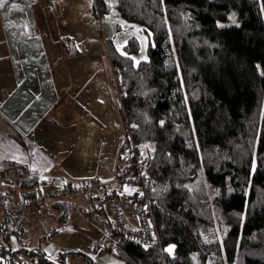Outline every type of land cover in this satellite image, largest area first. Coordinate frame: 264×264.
Masks as SVG:
<instances>
[{
  "label": "trees",
  "instance_id": "trees-1",
  "mask_svg": "<svg viewBox=\"0 0 264 264\" xmlns=\"http://www.w3.org/2000/svg\"><path fill=\"white\" fill-rule=\"evenodd\" d=\"M112 8L151 36L147 60L132 59L139 43L131 37L129 55L111 50V61L126 123L121 164L132 136L148 160L144 176L127 182L144 183L162 249L145 248L112 222L111 193L70 194L46 203L53 222L34 246L25 240L28 215L3 211L0 264H68L66 254L83 251L52 257L46 241L69 228L92 232L93 250L107 248L129 264H212L215 255L223 264H264V0H94L100 14ZM73 37H61L62 56L76 50ZM13 163L0 164V179ZM49 179L31 172L19 187L36 199L57 183ZM120 190L127 202L144 199L140 189Z\"/></svg>",
  "mask_w": 264,
  "mask_h": 264
},
{
  "label": "rangeland",
  "instance_id": "rangeland-1",
  "mask_svg": "<svg viewBox=\"0 0 264 264\" xmlns=\"http://www.w3.org/2000/svg\"><path fill=\"white\" fill-rule=\"evenodd\" d=\"M2 7L6 12L0 13V25H3L0 27V56L7 54L9 60L7 59L8 65L0 64V79L6 72H15L17 66L14 58L21 55L27 58L28 52L35 50L25 43L22 47L20 44L12 49L7 41L3 42L6 40L4 22L8 25L13 22L26 29L28 38L42 37L41 40L46 46L38 50L40 56H48L51 63L56 60V63L51 64L52 75L58 71V75L64 80L68 74L69 79H74V84L81 90L79 96H73L81 108L82 116L79 120H73L72 116L62 117L60 112L65 105L56 111L54 108V111L51 110L47 114L41 105L44 103L51 106L52 96L49 95V88H45L49 79L45 75H39L41 110L38 114L41 122L39 130L33 134L34 138L44 148L59 150L54 158L59 176H88L95 173L113 179L121 164L119 150L126 123L114 77L111 50L125 52L130 38L135 37L139 46L132 54L140 61L142 57H148V46L151 42L149 32L140 23L127 19L117 8L100 14L94 9V0H4L0 9ZM37 28L41 33H36ZM68 33L76 39L71 44L73 48H77L73 54L68 51L67 55L62 56L61 37ZM59 56L60 58H57ZM12 60L14 61L11 63ZM19 66L23 75L28 70H34L33 65L28 63H19ZM56 80L55 77L50 83ZM71 88L66 86L65 94ZM68 118L72 119L68 121ZM46 122L49 125L48 132L43 134L42 124ZM0 182L1 190L3 183ZM52 219L45 212L44 217L39 220H28L27 226L31 234L25 238L26 243L34 246L44 234L47 237ZM80 224L84 225L85 222L81 221ZM91 233H80L76 228L58 232L46 241L49 254L57 258L61 252L80 250L83 253H68L64 256L68 264H88L89 257L93 260L92 264H129L107 248L93 250L89 244ZM208 233L209 238L215 237L213 228L210 227ZM14 244L20 247L17 239H14ZM212 264H223V261L219 255H215Z\"/></svg>",
  "mask_w": 264,
  "mask_h": 264
},
{
  "label": "crops",
  "instance_id": "crops-1",
  "mask_svg": "<svg viewBox=\"0 0 264 264\" xmlns=\"http://www.w3.org/2000/svg\"><path fill=\"white\" fill-rule=\"evenodd\" d=\"M4 12H6V9L4 10L2 7L0 13L5 14ZM1 26L3 27V25ZM4 26L6 27V40L3 42L7 41L10 48H17L20 44H22V47L25 43V45H30V48L34 47L35 50L28 52L27 58L23 57L24 55L18 56V59L14 58L16 61L15 65L17 66L15 72H6L0 79V164L14 162L13 164L19 165L20 167L24 165L27 168H23L24 170L30 173L37 172L44 178H50L49 180L51 182H59L62 180L70 182L83 178L108 179L102 177L101 174L95 173L89 174L88 176H80L78 174H62L59 176L60 172L55 169L56 162L54 161L59 150L44 148L33 136L39 130L38 126L41 122V117H39L38 113L41 110V106H44L43 110L48 114L51 110L54 111V108H56V111L59 107L65 105L66 107L60 112L62 117L72 116L73 120H79L82 116L80 113L81 108L75 102L73 96H79L81 90L74 84V79H69L68 74L66 75L67 78L64 79L65 81L58 75V71H56L55 75H52L53 70H51V64L56 63V60L51 63L48 56H40L38 50L46 46L41 40L42 37L32 36L31 39L28 38L27 32L25 34L26 29L21 24L18 25L12 22L8 25L4 22ZM38 32L41 33L40 29L37 28L36 33ZM6 55L4 57L0 56V64L4 63L8 65V57ZM57 58H60V56ZM19 63L31 64L34 70L32 72L28 70L23 75ZM39 75H45L49 79L47 87L45 85V88L46 90L49 88V95L52 96L51 106L50 104L44 103L40 106L41 100L38 88V83H40ZM55 77L57 80L50 83ZM66 86L72 87L67 94H65ZM56 116L57 114H55V119ZM70 119L72 118H68L67 120L69 121ZM46 124H42L41 130L43 134L44 132H48L49 125ZM131 221L135 224L134 220L131 219Z\"/></svg>",
  "mask_w": 264,
  "mask_h": 264
},
{
  "label": "built area",
  "instance_id": "built-area-1",
  "mask_svg": "<svg viewBox=\"0 0 264 264\" xmlns=\"http://www.w3.org/2000/svg\"><path fill=\"white\" fill-rule=\"evenodd\" d=\"M147 153L136 146L134 139L130 136L123 162L113 179L83 178L75 181H59L49 190L48 185L42 188L41 194L35 199L26 197L19 183L31 173L16 164H8L2 169L3 187L0 190V218L5 210L24 211L30 221H36L44 217L46 203L61 195H80L85 199L93 195L109 192L111 196L106 201L109 216L112 222L130 239L142 245L148 246L158 244L162 249L161 236L155 217L152 201L146 192L144 183H128L131 177L144 176ZM1 184V182H0ZM125 186L141 190L144 194L143 200L127 202L118 196L120 191H126ZM52 192V193H51ZM147 206V207H145ZM134 220L135 224L131 221ZM155 233V235H153Z\"/></svg>",
  "mask_w": 264,
  "mask_h": 264
},
{
  "label": "snow or ice",
  "instance_id": "snow-or-ice-1",
  "mask_svg": "<svg viewBox=\"0 0 264 264\" xmlns=\"http://www.w3.org/2000/svg\"><path fill=\"white\" fill-rule=\"evenodd\" d=\"M4 3V0H0V5H2ZM13 7H16V5H13ZM233 22H235V15L233 14ZM126 23V22H125ZM219 23V22H218ZM138 29L140 28V26H136ZM118 47H119V45H118ZM124 55H129L127 52H124L123 53ZM143 59H145V60H147L148 59V57L147 56H144V57H142ZM132 59L133 60H135L137 63H139V60L135 57V56H133L132 57ZM163 123H164V121L163 120H161L160 121V124L161 125H163ZM142 148L144 147L143 145L141 146ZM154 150V149H153ZM33 167H35V165H33ZM125 189H126V191H129V192H131V191H135V189H132V188H129L128 186H125ZM141 195H142V193H141ZM145 207H147V206H145ZM153 235H155V233H153ZM144 247L145 248H147L148 247V245L147 244H144ZM175 247H176V245L174 244V243H169L168 245H167V251L169 252V253H173V250L175 249Z\"/></svg>",
  "mask_w": 264,
  "mask_h": 264
}]
</instances>
